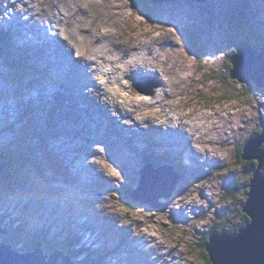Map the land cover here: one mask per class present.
I'll return each mask as SVG.
<instances>
[{"label":"rangeland","instance_id":"obj_1","mask_svg":"<svg viewBox=\"0 0 264 264\" xmlns=\"http://www.w3.org/2000/svg\"><path fill=\"white\" fill-rule=\"evenodd\" d=\"M153 1L156 16L152 20H145L143 16L133 11L131 0H37L34 2L32 0H0V34L10 36L15 45L9 49L11 46L7 47L3 43L4 48L0 49V80L3 82L0 85V94L5 99H14L17 102L15 117L17 122L12 129L8 128L3 134L0 133V151L2 148H5V151L10 148L15 152L17 149L26 152L30 158L28 164H23L21 160L11 164L24 179L19 183L29 187L33 184L31 193L26 188L17 190L9 198L1 197L0 193V203L4 205L3 208L0 207V218L5 219L3 221L5 228L13 231V233H1L0 239L9 243L11 247L17 248L18 245L21 250L31 252L35 238H43L47 229V239L50 240L56 239V234L64 240L65 235L76 233L78 238L85 239L82 242L91 248L92 253L98 250V254H102L103 248L115 243L117 248H114V251L126 249L128 255L125 258L130 264H207L201 258L202 247L199 243L203 239L207 240L206 234L212 225L217 224L218 219L219 223L226 222V225L224 223L221 225L223 227L235 226L246 220L247 212L241 211V208L248 199L247 185L257 161L246 162L242 159L241 153L243 145L260 132L259 124L264 115V89L255 83H241L232 78L230 74L232 63L229 55L242 41L252 49H256V52L264 50V0ZM213 3L215 10L211 8ZM22 4L23 8L19 10ZM31 4L37 5L38 11L36 6ZM231 4L237 6L231 7ZM214 12L215 15H213ZM22 13L30 15L29 20L40 19L37 26L35 27L33 23L29 25L28 19L24 18ZM74 20H79V24L76 22L73 26ZM50 22L61 27V35L70 43L75 41V44L80 42L77 45L95 48H85L86 52L100 49L99 52L105 57V61L103 60L101 64L109 68L110 79L113 81L109 83L106 94L108 105L104 103L106 106L104 112L110 110L112 113L115 108H118L115 112L118 118L121 111L128 119L116 118L115 120L110 117L104 127L100 120H104L105 115L97 104H100V101L92 94L88 101L83 99V102H87L90 106L88 109L82 101L77 100L83 109L89 112L87 119L84 120L85 124L79 122L73 125L74 120H67L66 127L62 131L64 122L59 123L55 119L57 116L54 112L58 107L71 105L62 104L60 99L63 103L69 101L71 103V100L64 102L63 96L54 92L51 94V90L47 89L54 79L46 77V74L52 72L49 67H43L41 54V43L45 41V51L47 55L50 52L52 59L53 47L43 38L45 24ZM28 26L37 33L35 37L30 36ZM9 28L12 31L11 34H9ZM89 32L99 36L107 35L111 39L89 44L90 41L87 39ZM190 33H192L191 37L187 36ZM72 35H75L77 40L72 39ZM174 42L180 44L181 53L177 51V44ZM140 45L141 47L150 45V49L155 54L153 58L158 57L160 61L167 59L165 64L161 65L162 68L159 67L160 72L163 71L161 73L166 74V76L163 75L165 79H161L164 83L170 82L176 76L172 66L180 68L179 65L184 63L183 66L187 64L186 67L196 68L199 65L200 69L195 73L199 79L192 82L194 85L186 79L192 85L187 89L192 90L186 91L172 87L167 93L155 87L153 91L157 89L159 91L157 95L152 94L153 92L135 90L136 82L131 78H135V73L138 75L140 72L135 71L131 78L128 73L127 77H124L120 66L122 63L132 61L130 55L136 54L134 47L139 49ZM172 45L176 49L170 54ZM198 47H203L202 52H199L200 56L194 52ZM76 52L75 55L81 54ZM21 53L25 56L28 80L32 79L35 82L32 88L37 97L33 100L31 88L23 90L20 99L14 97L8 89L11 81L10 78L5 77L10 71L7 63L13 56L20 58ZM108 53H113L115 58L109 60L111 58L108 59ZM141 56L139 62L143 57ZM51 59L48 58L50 61ZM204 61L206 62L203 63ZM56 62L59 65L58 60ZM137 62L138 59L135 63ZM131 64H127L126 68H133L136 65ZM73 65L74 62H71V65L67 64L66 68ZM152 67L153 65L150 66L154 70L152 71L153 80L149 81L147 89L158 83L157 78H160L158 70L155 73V67ZM14 74L15 72H12L10 75H12V85L16 87L19 79H15ZM60 79L63 78L58 80ZM104 80L98 79L100 82ZM73 81L75 80L71 79L69 83ZM57 86L55 85L53 89ZM184 86L186 88V82ZM43 87L46 88L42 91ZM115 93L121 96L117 97L118 94ZM167 94H171L170 108L165 107L160 101ZM131 96L134 99L133 104L129 103ZM182 103L184 110L180 109ZM27 104L35 107L33 117L39 125L32 124V117L23 111ZM93 104L95 107L93 111H90ZM133 110L135 112L131 113ZM230 110L233 112L232 137L228 135L229 133L224 132L220 135L213 130V126L226 127ZM203 114H206L207 118ZM47 115L55 117L60 139L54 137L52 125L47 126L52 136L51 140L48 139L46 130L40 125ZM90 116H93L95 120L92 121ZM171 117H175L177 126L180 124V127L188 129L195 135L192 144H189V141L188 144L176 145L177 148L184 147L183 149H186L184 153L171 146V143H167L172 138L171 134L175 133L174 137L178 135L174 131L168 134V130L174 128L167 125V119ZM115 123L116 126H113L112 124ZM183 124H187L188 127L182 126ZM84 125L86 130H82ZM123 127L130 130H124ZM196 127L199 131L194 133L193 129ZM160 128L163 132L156 134V130ZM111 131H114L113 137L108 134ZM199 135L206 143L201 142L200 139L197 140ZM14 136L17 139L13 138ZM87 137H90L89 140ZM7 138L9 139L6 140ZM18 139L23 141L17 144ZM48 140L50 141L46 144L45 141ZM123 140L131 141V150L128 145H120ZM158 140L162 141L160 146L155 145ZM89 143L88 149L86 145ZM192 148H197L201 152L200 156L204 158H202V164L198 160L195 165L192 163L191 156L195 157L189 153ZM148 155H151L150 161L154 163L155 169L167 167L172 171L170 173L168 169H165L162 174H169L173 179V186L176 184L175 188L185 191L182 195H178L176 191L166 195L165 192L169 187L167 185L163 188L164 190L153 189L151 195L154 199L151 198L150 204H143L132 199L133 203L129 202L130 191L139 185L140 172L149 170L148 175L154 172L150 165H145V158ZM176 156L182 161L180 165L182 169L178 167ZM208 156L212 158L206 161ZM172 157L177 160L173 161ZM173 164L182 175L178 184L174 170L170 166ZM261 171L264 172V167ZM167 182L169 184L170 179ZM54 185L59 189H55ZM223 185L228 186L227 192ZM223 187L224 200L221 201ZM38 190L46 199L45 201L43 196L39 198V201H43L40 203L42 209L36 210L34 206L31 209L26 207L29 197L35 196ZM57 191L60 192L59 199ZM162 192L164 194L160 195ZM69 209L71 213L67 212ZM84 211H88L91 215L85 213L81 217ZM235 216H239V220L235 221ZM17 225L26 229L27 232L25 234L18 232L15 228ZM221 226L219 225V228ZM218 231L220 232L217 234L222 233V229ZM206 242L208 243L209 240ZM77 247L81 246L77 244ZM55 248L54 242L48 240L46 249L43 248L44 253L46 251L45 255L49 256L50 251ZM170 257L172 262L169 260ZM99 258L93 257L89 262L98 264ZM84 261H86L85 252ZM108 261L109 264H118V256H111Z\"/></svg>","mask_w":264,"mask_h":264},{"label":"bare ground","instance_id":"obj_2","mask_svg":"<svg viewBox=\"0 0 264 264\" xmlns=\"http://www.w3.org/2000/svg\"><path fill=\"white\" fill-rule=\"evenodd\" d=\"M216 6V5H215ZM211 8H213L214 9V3H213V5H211ZM212 9V10H213ZM215 10V9H214ZM16 12H18L17 10H16ZM19 13V12H18ZM213 15H215V12L213 13ZM212 17V16H211ZM263 18H264V15H263ZM97 19V18H96ZM95 19V20H96ZM215 19V18H214ZM59 20H61V18H59ZM94 20V21H95ZM73 23H72V25L73 26H75V24H76V22L79 24V20H74V21H72ZM94 23V22H93ZM175 24V23H174ZM44 28H46V29H44V33H43V35H44V37L43 38H45V40L46 41H48L51 45H52V47H53V52H52V59H51V61H52V63H53V67H57V69L59 70V71H62V72H66L69 76H70V78L69 79H63V81H60L58 84L59 85H63V86H65L64 87V89L63 90H61V89H59V85L55 88V89H53V91L51 90V92L53 93H56V94H59V95H61V96H63L64 97V102H66V101H68V100H71V103H70V101L69 102H66V103H69V104H71L72 106H74V107H77V108H80V105H79V103L76 101V100H82V99H89L90 97H92V94L93 95H95L98 99H99V101H100V104L98 103V105L100 106V108H101V110H102V112L103 113H105L104 111H105V109H106V106L104 105V103L106 104V105H108L107 103H106V94L108 93V88H109V83H111V82H113L111 79H110V70H109V68L107 69V66L105 65V64H101L102 62H103V60H104V56L99 52L100 51V49H99V51L96 49L95 51H89V52H86V49L85 48H87V49H89V48H92V49H95L94 47H89V46H83V45H77L78 43H80V42H78L77 44H75V41L73 42V41H71L72 43H70V41L69 40H65L64 39V36L63 35H61V32H62V29H61V27L59 26V25H57V24H54V23H52V22H50V23H46L45 24V27ZM48 29H50V32H49V30ZM77 29V28H76ZM94 32H89L88 34H89V36H88V41H90V43L89 44H93V43H96V42H98V41H102L103 39L104 40H107V39H111V37H109V36H107V35H102V36H99V35H94L93 34ZM168 34V33H167ZM161 38V37H160ZM72 39H76L77 40V38H76V36L75 35H72ZM113 39V38H112ZM155 39H157V38H155ZM149 40V39H148ZM150 41V40H149ZM144 42V41H143ZM146 42V41H145ZM154 42V41H153ZM44 43H45V41H43V43H41V46H42V50H41V54L44 56V57H48V55H47V53H46V51H45V46H44ZM132 43V42H131ZM137 43V42H136ZM158 43H160L159 41H158ZM175 43V42H174ZM173 43V44H174ZM128 44H129V42H128ZM135 44V43H134ZM141 44H143V43H141ZM162 44H163V42H162ZM175 44H177V43H175ZM74 45H76V46H74ZM145 45V44H144ZM169 45H171V44H169ZM180 45V44H179ZM178 44H177V51H179V53H181V47L179 46ZM133 46V45H132ZM190 47H191V45H189ZM55 47H57L56 49H55ZM122 47V46H121ZM127 47V46H126ZM125 47V48H126ZM130 47V46H129ZM150 45H147L146 47H141V45H140V47H139V49H136L135 47H134V49L136 50V54L134 53V54H132V55H130V57H131V59H132V61H130L129 63H132V64H136L135 62H136V60L138 59V62H137V64L136 65H132L133 66V68L132 67H128V68H126V65L127 64H129V63H122V65L120 66V69H121V74H123L124 75V77H127V73L128 74H130V77L134 74V72L135 71H139L142 75H144V76H146V77H144V79L146 80V79H148V78H151L152 77V79H153V76H152V71H154L153 69H151L150 68V66L151 65H153V67H155V73H156V71L158 72V76L160 77V78H157L158 80V85H157V88L160 90V89H162V90H164V91H166L167 93H169V91H170V88H174V89H179V88H182V89H185L186 91H189L190 89H187V88H189V86H192V85H194V84H192V82H195L196 81V79H199L198 77H196V75H195V73H196V71H198L199 69H200V66L199 65H197V67L196 68H189V66L188 67H186V65H184L183 66V64L184 63H182L181 65H179V67L180 68H177V67H175V66H172V69H173V73L176 75L173 79H171V81L170 82H163L164 80H161V79H165L164 77H163V75H165L166 76V74H162L161 72H163V71H161L160 72V68H162V64L164 63L165 64V62L167 61V59L166 60H159V58L158 57H155V58H153V56L155 55L154 53H153V50H151L150 49ZM156 47H154V49H155ZM162 48V47H161ZM160 48V49H161ZM164 48V47H163ZM192 48V47H191ZM54 49H55V51H54ZM127 49V48H126ZM126 49H124V50H126ZM167 49V48H166ZM171 51H170V54H172V52L174 51V49H176V48H174L173 47V45L171 46ZM57 50H58V52H57ZM109 50V49H108ZM129 50H131V49H129ZM159 50V49H158ZM75 51H77V52H81V54H79L78 55V53H77V55H75ZM123 51V50H122ZM164 51V50H163ZM183 51V50H182ZM234 51V50H233ZM232 51V52H233ZM125 52V51H124ZM123 52V53H124ZM158 52V51H157ZM167 52H168V50H167ZM132 53V52H131ZM166 53V52H165ZM175 53H177V52H175ZM140 54H142V56L140 55ZM162 55V54H161ZM174 55V54H173ZM177 55V54H176ZM76 56V57H75ZM103 56V57H102ZM142 57L141 58V60H140V62H139V57ZM81 57V58H80ZM102 57V58H101ZM148 57V58H147ZM162 57V56H161ZM160 57V58H161ZM169 57H171V56H169ZM173 57V56H172ZM80 58V59H79ZM109 58H111V59H109ZM115 57H114V54L113 53H108V59L109 60H112V59H114ZM164 58H166L165 56H164ZM162 59V58H161ZM172 59V58H171ZM58 60V63H59V65L57 64V61ZM109 60H108V62H109ZM50 61V60H49ZM105 61V60H104ZM150 63H149V62ZM173 61V60H172ZM183 61V60H182ZM197 61V60H196ZM71 62H74V65L73 66H71L70 68L68 67V68H66L67 67V64L70 66L71 65ZM174 62V61H173ZM206 61H204L203 63H205ZM176 63V62H175ZM174 63V64H175ZM172 64V63H171ZM138 65V66H137ZM176 66H178V65H176ZM193 66V65H192ZM209 66V65H208ZM152 67V68H153ZM160 67V68H159ZM170 67V66H169ZM132 69H135V70H132ZM144 69H146L147 71H145ZM168 69H170V68H168ZM165 70V69H164ZM171 70V69H170ZM206 70V69H205ZM204 71V70H203ZM78 72H80L81 73V79H77L78 81H80L76 86H73V84L72 83H69V81L71 80V79H74L75 77H76V75H77V73ZM201 73V72H200ZM207 73V72H206ZM154 76H155V74H154ZM168 76V75H167ZM90 79H91V82H92V84H91V82H90ZM98 79H105L104 81H98ZM120 79H122V77L120 78ZM169 79H170V77H169ZM186 79H189L190 81V83L192 84V85H190V83L188 82V81H186ZM65 80V81H64ZM68 80V81H67ZM202 80V79H201ZM167 81V80H166ZM159 82H160V84H159ZM185 82H186V88H185ZM3 82H1V80H0V85L2 84ZM163 83V84H162ZM122 84H124V83H122ZM179 84H180V87H179ZM125 85V84H124ZM123 85V86H124ZM163 85H164V89H163ZM195 85H196V83H195ZM126 86V85H125ZM124 86V87H125ZM75 87H77V89H75ZM96 87H98L97 89H96ZM173 89V90H174ZM103 90V91H102ZM110 90V89H109ZM192 90V89H191ZM190 90V91H191ZM78 91V92H77ZM134 91V90H133ZM132 91V92H133ZM179 91V90H178ZM180 92V91H179ZM201 92V91H200ZM156 93H159V91L156 89L155 91H153V93L152 94H156ZM174 93V92H173ZM163 94V93H162ZM136 95V94H135ZM146 95V94H145ZM144 95V96H145ZM150 95V94H149ZM148 95V96H149ZM157 95V94H156ZM165 96V95H164ZM181 96V95H180ZM135 97V96H134ZM151 97V96H150ZM153 97V96H152ZM169 98H171V94H167L166 95V97H164V99H162V100H160V101H162L161 103L165 106V107H169L171 104H172V102H171V100L169 99ZM173 98V97H172ZM109 99H111V97L109 98ZM133 96H131L130 98H129V103H131V104H133ZM153 100V99H152ZM116 101V100H115ZM126 101H127V99H126ZM146 101V100H145ZM158 101V100H157ZM186 101V100H185ZM184 101V102H185ZM154 102V101H153ZM191 102V101H190ZM195 102V101H194ZM193 102V103H194ZM198 101H196L195 103H197ZM66 103H63V104H66ZM137 103V102H136ZM158 103V102H157ZM157 103H155V104H157ZM160 103V102H159ZM187 103L189 104V102L187 101ZM186 103V105H188ZM148 104V103H147ZM154 104V105H155ZM101 105H102V107H101ZM178 105H180V104H178ZM182 106H181V108L180 109H183L184 110V106H183V103L181 104ZM160 106V105H159ZM162 106V105H161ZM160 106V107H161ZM137 107V106H136ZM163 107V106H162ZM172 107V106H171ZM88 108H90V106L88 105ZM155 108V107H154ZM159 108V107H158ZM170 108V107H169ZM169 108H167V109H169ZM176 108V107H175ZM195 108V107H194ZM118 108H115L114 110H113V112H116V110H117ZM138 109V108H137ZM149 109V108H148ZM173 109V108H172ZM172 109H170V111H172ZM200 109V108H199ZM136 110V109H135ZM135 110H133L131 113H134L135 112ZM160 110V109H159ZM142 111H144V109L142 110ZM152 111H153V109H152ZM139 112V111H138ZM141 112V111H140ZM195 112V111H194ZM149 113V112H148ZM170 113V112H169ZM172 113V112H171ZM182 113V112H181ZM213 113V112H212ZM214 113H216V114H218L217 112H214ZM227 113V112H226ZM121 115H123V113L120 111V117L118 118V119H120V118H124V119H128V117L127 116H125V115H123V116H121ZM162 115V114H161ZM177 115V114H176ZM219 115V114H218ZM203 116H205V118H207V115L206 114H203ZM212 116V115H211ZM125 117H127V118H125ZM160 117V116H159ZM186 117V116H185ZM217 117V116H216ZM224 117V116H223ZM115 118V117H114ZM211 118V117H210ZM215 118V117H214ZM219 118H221V117H219ZM91 119V118H90ZM93 120H95L94 118H92ZM91 119V120H92ZM115 120H116V118H115ZM175 120V117L174 118H170V119H167V125L168 126H171V127H174V128H169L170 130H168V134H170V131H174V132H176V133H178V135H177V137H174V135H175V133L174 134H171V136L170 137H172V138H170L171 140H168L169 142H167V143H171V146H174V147H176V145L177 144H180V143H187L188 144V142H189V144H192V142H194V134L191 132V131H189L188 129H184V128H182V127H180V124L177 126V123L178 122H176V121H174ZM196 120V119H195ZM200 120H203V119H200ZM215 120V119H214ZM232 120H233V112H231V110H230V112H229V118L226 120V127H222L221 125H218V126H213V130L214 131H216L218 134H220V135H222V133H224V132H226L229 136H231L232 137V131H233V123H232ZM183 121V120H182ZM184 122V121H183ZM182 122V123H183ZM184 123H186V122H184ZM195 123V122H194ZM107 124V123H106ZM211 124V123H210ZM215 124V123H214ZM113 126H116V123L115 124H112ZM190 125H191V123H190ZM208 125H209V123H208ZM207 125V126H208ZM225 125V124H224ZM182 126H187V124H183ZM210 126V125H209ZM108 127H109V123H108ZM188 127V126H187ZM205 127V126H204ZM110 128V127H109ZM203 128V127H202ZM209 129V128H208ZM208 129H206V130H208ZM210 129H211V127H210ZM223 130V131H222ZM199 131V128L198 127H196L195 129H193V132L194 133H196V132H198ZM209 131V130H208ZM204 132V131H203ZM207 132V131H206ZM225 133V134H226ZM205 136V135H204ZM203 137V136H202ZM208 137V136H207ZM224 137V136H223ZM220 138V137H219ZM200 139V141L201 142H205L204 140H202L201 139V136L199 135L198 137H197V140H199ZM215 139V138H214ZM87 140H89L88 139V137H87ZM208 141H211V140H208ZM212 142V141H211ZM104 143V142H103ZM206 143V142H205ZM203 144V143H202ZM230 144V143H229ZM226 145V144H225ZM205 146V145H204ZM184 147H180V148H177L176 147V149H179V151H181V152H185L186 151V149H183ZM224 148H225V146H224ZM17 150H19V149H17ZM203 152V151H202ZM209 153L211 152V151H208ZM189 153H190V155L191 154H193L195 157H193V156H191V160H192V163L195 165L196 164V162H197V160H198V162H201V164H202V158H203V156H202V158H201V156H200V151H199V149H197V148H195V149H191V151H189ZM206 154V153H205ZM215 154V153H214ZM189 155V154H188ZM209 155V154H208ZM214 156V155H213ZM186 157L188 158V156L186 155ZM224 157V156H223ZM227 157V156H226ZM210 158H212V156L211 157H206V161L207 160H209ZM204 159V158H203ZM214 159V158H213ZM221 160V159H220ZM214 161V160H213ZM223 161V160H222ZM226 161V160H225ZM181 160L178 158V163L179 164H181ZM199 167H201L200 165H199ZM210 167H211V165H210ZM209 167V168H210ZM204 169V168H203ZM225 178V177H224ZM25 206H27V203L25 204ZM28 206H29V208L31 209V207L32 206H34L32 203H29L28 204ZM177 209V208H176ZM181 211H184V209H180ZM174 212V211H173ZM76 231V230H75ZM46 253V252H45ZM45 253H44V251H43V256L45 257V258H49V256L48 255H45ZM173 256V255H172ZM171 256V257H172ZM171 257H170V262H172L173 260H171ZM175 258H178V257H175ZM118 264H120L119 262H118Z\"/></svg>","mask_w":264,"mask_h":264},{"label":"water","instance_id":"obj_3","mask_svg":"<svg viewBox=\"0 0 264 264\" xmlns=\"http://www.w3.org/2000/svg\"><path fill=\"white\" fill-rule=\"evenodd\" d=\"M235 51L229 55L232 63L230 69L232 78L243 83L253 81L259 87L264 88V50L256 52V49H252L242 41L236 45ZM260 124L261 133L245 143L241 155L245 160L257 159L259 161L257 168L253 171L250 184L247 185L250 188L247 193L249 197L241 208V211L248 213L251 221L234 234L227 232L221 235L215 232L210 234V240L205 249L209 253L212 264H264V175L261 174V168L264 165V149L261 148L264 142V120H261ZM161 169L153 168L154 172L150 175L147 174L149 170L141 171L139 185L130 194L132 200L150 204L151 198L154 199L151 195L153 189L164 190L163 188L167 185L169 187L165 194L173 193L176 184L173 186V179L167 184L168 182L160 176ZM175 175L177 183L179 175ZM183 192V190H179V194H183ZM161 194L163 195L164 192ZM0 232L13 233V231L1 227ZM60 258H62L61 262H59ZM0 264L73 263L70 257L60 249H55V252L47 259L43 256L39 246H36L32 252L21 254L0 242Z\"/></svg>","mask_w":264,"mask_h":264},{"label":"clouds","instance_id":"obj_4","mask_svg":"<svg viewBox=\"0 0 264 264\" xmlns=\"http://www.w3.org/2000/svg\"><path fill=\"white\" fill-rule=\"evenodd\" d=\"M34 1H37V0H32V2H34ZM150 2H151V0H150ZM153 3V2H152ZM32 5V4H31ZM32 6H36V8H37V5H32ZM131 6H132V8H133V11L135 12H137L138 14H142L140 11H139V9H136L135 7H134V5L132 4V2H131ZM23 8V4L21 5V7L19 6V10H21ZM37 11H38V8H37ZM21 15H28V14H21ZM142 16V15H141ZM156 16V15H155ZM154 16V17H155ZM146 20V19H145ZM28 21H29V25L32 23V20H29V18H28ZM246 22H248V21H246ZM8 31H9V34H11V30H10V28L8 29ZM191 35H192V33H190ZM12 40V39H11ZM13 43V42H12ZM13 47H15V45L13 44ZM236 49V48H235ZM235 49H234V51H235ZM233 51V52H234ZM195 52V54L196 55H198V56H200L199 55V53H197V51H194ZM50 52H48V57H44L43 56V67L45 68V67H47V66H52L53 67V63H52V61H49L48 60V58H51V54H49ZM16 58L17 59H19L17 56H16ZM22 58V55L20 56V61L24 64V67L26 68V64H25V61H24V59H21ZM8 68L10 69V66H8ZM11 73H10V71H9V73H7L6 75H5V77L6 78H10L9 80L11 81V86H10V88H8V89H10L11 90V94L14 96V97H16V98H18V99H20L21 98V95H22V92H23V90H26V89H29L28 88V86H29V84H30V80L31 79H27L26 77H25V79L24 80H22L21 82H19L18 84H17V86L16 87H14L13 85H12V75H10ZM58 74H60V75H63V72L62 71H59V73ZM65 75H67V73L65 72ZM77 75L79 76V78L78 79H81V73L80 72H78L77 73ZM129 78H131V77H129ZM125 79H127V78H125ZM152 78H148V79H144V76L142 75V74H140V73H138V75H136V73H135V78H131V80H133V81H135L136 82V87H135V90L136 89H138L139 91H141V92H146V93H152L153 92V89L155 88V87H157V83L154 85V86H152L151 88H149V89H147L146 88V86H148L149 85V81L151 80ZM153 80V79H152ZM238 81V80H237ZM32 82H33V80H32ZM156 82V81H155ZM240 82V81H239ZM59 83V82H58ZM241 83H243V82H241ZM35 84V82H33L32 83V85L31 86H33ZM72 84H73V86H76L78 83L76 82V81H73L72 82ZM57 85H59V84H57ZM54 82H50V87H47V89H49V90H52L53 91V88H54ZM60 87H59V89H61V90H63L64 89V87L65 86H63V85H59ZM46 87H43V89H45ZM43 91V90H42ZM30 92H31V99L33 100L35 97H37L36 95L37 94H35L34 92V89L33 88H31L30 89ZM51 92V91H50ZM78 92V91H77ZM114 93V92H113ZM51 94H53V93H51ZM56 94V93H55ZM115 94H118V93H115ZM59 95V94H58ZM59 96H61V95H59ZM118 96H121V94L119 95H117V97ZM62 97V96H61ZM89 99H91V97L89 98ZM89 99H84V100H86V101H88ZM93 99V98H92ZM118 100H120L119 98H118ZM63 100L62 99H60V102L63 104V102H62ZM77 101V100H76ZM79 101H82L83 102V99L82 100H79ZM121 101H123V100H121ZM78 102V101H77ZM79 103V102H78ZM85 105H86V108L88 109V104H87V102H83ZM66 104H69V103H66ZM98 104V103H97ZM70 105V104H69ZM79 105H80V108H76L75 109V107H72L71 105L70 106H68V105H65V106H63V107H58V108H56L55 109V112H54V114H56V116H57V118H55L54 116H51V115H47V116H45V118H44V120H43V123H41L40 125L46 130V134H47V136H48V139H49V137H51L52 138V136L50 135V131H49V128L47 127V126H50V125H52V127H53V135H54V137L55 138H58V139H60V135H59V132H58V130H57V122L54 120V118L55 119H57L58 120V122L60 123V122H64L63 123V125H62V131H63V129L66 127V121L67 120H74V124L73 125H77L79 122H81V123H83L84 122V120H86L87 119V117H88V115H89V112H86L84 109H83V106L79 103ZM99 106V105H98ZM94 107H95V104H93V106H92V108L90 109V111H93V109H94ZM100 107V106H99ZM70 108V109H69ZM16 109H17V102L14 100V99H5V97L3 96L2 97V95L0 94V133H4V131L6 130V129H8V128H11V126L10 125H15V123L17 122V119H15V117H16V115H17V113H16ZM100 110H101V108H100ZM23 111L25 112V113H29V115L32 117V124H38L36 121H35V119H34V117H33V114H34V112L36 111V109H35V107H33L32 105H30V104H27L24 108H23ZM101 112H102V110H101ZM103 113V112H102ZM104 115H105V119L103 120V119H101L100 120V122H103L102 124H104V127H105V124L108 122V119L110 118V117H115V118H117L118 117V114H116L115 112H110V110H106V112L105 113H103ZM116 114V115H115ZM89 118H94L93 116H90ZM95 119V118H94ZM261 120H264V115H263V117H262V119ZM92 121H94V120H92ZM84 124H85V122H84ZM39 125V124H38ZM260 125V132L257 134V135H259L260 133H261V131H262V127H261V124H259ZM119 127V126H118ZM13 128V127H12ZM11 128V129H12ZM122 128V127H121ZM124 128V127H123ZM106 129V128H105ZM82 130H86V126L84 125V127H83V129ZM104 130V129H103ZM124 130H130V129H126V128H124ZM11 132H14V131H12V130H10ZM113 132L114 131H111L110 133H108L111 137H113ZM160 132H163L162 130H161V128L160 129H158V130H156V134H158V133H160ZM117 133V132H116ZM257 135H255L254 137H256ZM253 137V138H254ZM13 138H15V139H17L16 138V136H14ZM12 138V139H13ZM51 138H50V140H51ZM88 138H90V137H88ZM253 138H251V139H253ZM9 138H7L6 140H8ZM117 138H115V140H116ZM251 139H249V140H251ZM50 140H48V141H45V143L47 144ZM110 140H112V139H110ZM115 140H112V141H114L115 142ZM20 141H23V140H21V139H18L16 142H17V144H18V142H20ZM8 142V141H7ZM11 142H13V141H11ZM91 143V142H90ZM90 143H89V145H86V146H88V149L90 148ZM130 143H131V141H129V142H127V140H123L121 143H120V145L121 146H123V145H128L130 148V150H131V145H130ZM153 143V142H152ZM162 144V141H159L158 140V142H156L155 143V145L156 146H160ZM85 145V144H84ZM83 145V146H84ZM245 145V144H244ZM244 145H243V147H244ZM261 148L262 149H264V142H263V144L261 145ZM242 153H243V148H242ZM242 153H241V155H242ZM177 158H178V156H176ZM173 158V161L174 160H177V159H175L174 157H172ZM243 158V157H242ZM30 159V158H29ZM146 159V163H145V165H150L151 167H153V168H155V165H154V163H152L150 160L151 159H149V160H147V157L145 158ZM164 159H166L165 157H164ZM252 160H255V161H257V165H256V167L253 169V171L257 168V166H258V164H259V161L257 160V159H252ZM248 161H251V160H248ZM29 162V161H28ZM177 164L179 165L178 167H180V169H182L181 168V166H180V164L178 163V160H177ZM171 167H172V169L174 170V174H177V175H179V180L181 179V177H182V175H181V173H180V170L176 167V166H174V164L173 165H170ZM264 167V165L262 166V168ZM162 169H161V176L167 181L168 179H170V180H172V178L169 176V174H162V171H164L165 169H168L169 171H170V173L172 172L169 168H167V167H161ZM261 168V169H262ZM219 171H221V170H219ZM218 171V172H219ZM261 174L262 175H264V172H262L261 171ZM17 175L19 176V173L17 172ZM140 177H141V172H140ZM252 178V177H251ZM21 180H23L24 181V179L21 177ZM179 180H178V182H179ZM251 180V179H250ZM178 182H177V184H178ZM250 184V181L248 182V185ZM21 185H23V188H32L33 189V184H31V186L29 187V186H26L25 184H21ZM55 186V185H54ZM56 188H58V186H55V189ZM247 188H249V186H247ZM59 189V188H58ZM133 189H135V188H133ZM132 189V190H133ZM184 189H186L185 187H184ZM132 190L130 191V194H131V192H132ZM179 190L180 189H177V187L175 188V190L173 191V193L176 191V193L179 195ZM249 191H250V188H249ZM249 191H247V193H249ZM185 192V191H184ZM183 192V193H184ZM58 194H60V192H58L57 191V198L59 199V196H58ZM180 195H182V194H180ZM43 196V194L41 193L40 195H39V198L40 197H42ZM62 197V196H61ZM247 197H249L248 195H247ZM43 199H44V196L42 197ZM131 198V197H130ZM132 199V198H131ZM246 203V201L243 203V205ZM47 209H48V207H46ZM62 210V209H61ZM66 211V210H65ZM65 211H63V212H65ZM68 213H71V210L69 209L68 211H67ZM85 213H87V214H89V215H91L88 211H84L83 212V214H82V216L81 217H83L84 215H85ZM248 214V213H247ZM250 218V217H249ZM248 218V222L249 221H251V219H249ZM85 220H87V219H85ZM3 221H5V219H3V218H0V227L3 229V228H5V226H4V224H3ZM245 225V224H244ZM17 227V226H16ZM15 227V228H16ZM17 229V228H16ZM240 229V228H239ZM239 229H237V231L239 230ZM237 231H234V233H236ZM1 233H4V232H0V235H1ZM45 233H46V231H45ZM227 233H229V232H227ZM233 233V234H234ZM229 234H232V233H229ZM74 235L77 237V234L76 233H74ZM115 235V234H114ZM220 235V234H219ZM43 237H45V239H46V241H48V239H47V237H46V235H43ZM115 237V236H114ZM78 238V237H77ZM83 240H85V239H82V238H78V245L79 246H81V247H77V244H75V249L79 252V254H78V256H74L73 254H70V256L73 258V259H71V261L73 262H76V264H81V263H85L84 262V252H85V254H86V257H88L89 259H91L92 257H100L99 258V260H100V264H109V261L108 260H110V257L111 256H114V255H117L118 253H120L122 250H123V248L122 249H117L116 251H114V248H117V244H115V243H113V244H111L110 246H108V247H105V248H103L102 249V254H98V250H95V255L93 256V253L91 252V248H89V247H87V246H85L84 245V243L82 242ZM113 240H115V238H113ZM0 242L1 243H3V244H5V245H7V246H9V247H11V245L9 244V243H7V242H4V241H2L1 239H0ZM38 244V245H37ZM36 246H39V248L42 250V254H43V248H45L46 249V242L41 238V239H38V238H35V242H34V248H33V250H31V252L32 251H34L35 249H36ZM14 251H16V252H19V251H17V250H20L19 248H21L20 246H18L17 245V248H13V247H11ZM55 249H58V248H55ZM124 251H125V254L126 255H124V259H123V261H122V264H130V262L128 261V259H126L125 258V256H127L128 255V252L124 249ZM55 252V250H51L50 251V255H49V257H51V255L53 254ZM97 252V253H96ZM19 253H21V254H24V253H29L28 252V250H26V252H19ZM70 253V252H69ZM68 253V254H69ZM65 255H67L66 253H64ZM47 259H49V258H47ZM87 259V258H86ZM62 261V258H60L59 259V262H61ZM87 264H90V262L89 261H87Z\"/></svg>","mask_w":264,"mask_h":264},{"label":"trees","instance_id":"obj_5","mask_svg":"<svg viewBox=\"0 0 264 264\" xmlns=\"http://www.w3.org/2000/svg\"><path fill=\"white\" fill-rule=\"evenodd\" d=\"M131 2L136 9H139V11L142 13L141 15L145 19L152 20V18H154L155 12L153 10L154 7H153L152 1L150 2V0H147V1H145V0H131ZM187 36L191 37V34H187ZM9 37L6 36L5 34H0V49L3 50V48H4L3 43H5L7 47L11 46V48H9V49L13 48V43L10 39L11 37L10 38ZM1 43H2V45H1ZM202 48L203 47H198V49L196 50L197 53L202 52ZM8 50H6V51H8ZM11 59L12 60L9 63H7L8 66H10V73L15 72L14 78L19 79V82H21L22 80L25 79L26 75H28V70L24 67V64L20 61V58L17 59L16 57L13 56ZM251 82L254 83L253 81H251ZM49 138H51V137H49ZM149 159H151V155L147 156V160H149ZM18 160H21L23 162V164H28V161H29L28 154L26 152H24L22 149H19L16 152L10 148L8 149V151H5V148L1 149V151H0V193H1V197L4 196L5 198H9L10 196L14 195L17 190L23 189V185H21V183H19L21 181V177L17 175V171H15L12 168V164H11V162L14 164V162H16ZM243 160L246 162L248 161L245 159H243ZM223 186L226 188V192H227L228 186L227 185H223ZM224 187H223V195L221 196V198H222L221 201L224 200ZM26 189L30 190V193L33 190L32 188H26ZM30 193H27V194L29 195ZM40 194H41V192L38 190L36 192L35 196L31 195L29 197V201H28L26 207L29 208L28 204L32 203L36 210H41L42 207H41L40 203H43V201H39L38 197ZM129 197H130V193H129ZM229 199L233 200L232 198H229ZM44 200L46 201L45 197H44ZM129 202L133 203L131 201V198H130ZM3 206L4 205L1 202L0 207L3 208ZM11 216H13V215H11ZM245 219L246 220L243 223L237 224L235 226H230V227L221 226L223 223L226 225V222L222 223V221H221V223H219V219H218V223L213 224L212 227L210 228L209 232L206 234V236H207L206 239L210 240V234L212 232L217 231L216 233H219L220 231H218V229L219 230L222 229V233L237 231V229L243 227V225L247 223L248 215L246 213H245ZM236 220H239V216H235V221ZM218 224L221 226L220 228H219ZM19 226L20 225H17V227H16L17 231L22 232V234H25L27 232V230L22 229ZM43 232H44V230H43ZM222 233H220V234H222ZM55 236H56V239H53V240L48 239L49 242L53 241L55 247L60 249V250H63L71 259H73V258L70 256V254H73L74 256H78L79 252L75 249V244H76V241H78V239L75 235H69V236L65 235V237H63L64 240H61V237L57 234ZM46 237L48 238L47 229H46ZM42 239L45 242H47L45 237H43ZM207 240L203 239L199 243L200 246L202 247L201 258L205 263L212 264L210 257H209V253L205 249V246L207 245V242H206ZM19 249L20 250H17V251L26 252V250L23 251V250H21V248H19ZM93 252H94L93 254H95V251H93ZM118 254H120V253H118ZM86 258H87L86 261H84L85 263H87V261L90 260L88 257H86ZM90 264H92V263H90ZM98 264H100V260H99Z\"/></svg>","mask_w":264,"mask_h":264},{"label":"snow or ice","instance_id":"obj_6","mask_svg":"<svg viewBox=\"0 0 264 264\" xmlns=\"http://www.w3.org/2000/svg\"><path fill=\"white\" fill-rule=\"evenodd\" d=\"M141 99H145L146 97H140ZM249 219H251V218H249Z\"/></svg>","mask_w":264,"mask_h":264}]
</instances>
